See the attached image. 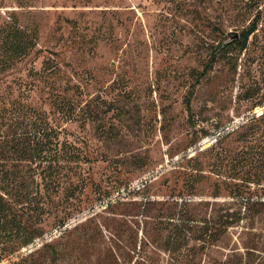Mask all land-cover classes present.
Instances as JSON below:
<instances>
[{
	"label": "rangeland",
	"instance_id": "rangeland-1",
	"mask_svg": "<svg viewBox=\"0 0 264 264\" xmlns=\"http://www.w3.org/2000/svg\"><path fill=\"white\" fill-rule=\"evenodd\" d=\"M0 149V264H264V0H0Z\"/></svg>",
	"mask_w": 264,
	"mask_h": 264
},
{
	"label": "trees",
	"instance_id": "trees-1",
	"mask_svg": "<svg viewBox=\"0 0 264 264\" xmlns=\"http://www.w3.org/2000/svg\"><path fill=\"white\" fill-rule=\"evenodd\" d=\"M256 23H254L247 31L243 32L242 35L239 36V38H237L236 40L230 41L228 43H225L223 45H221L219 47V49L217 50V52H222L224 50V48L226 46L231 45L232 43H238L241 40V37L244 38V40L242 41L241 45L238 47L240 48V50H244L247 47V42H248V38L249 36L256 30ZM15 37L19 38V35L15 33ZM22 39V38H19ZM15 51L18 50H22L23 48H25V43L23 44L22 42H16L15 43ZM21 48V49H20ZM208 66V65H207ZM210 66V64H209ZM208 67H206L207 69ZM205 69V70H206ZM194 91H191V94ZM188 107L190 109V99L188 100ZM14 150V151H13ZM13 154V160L15 161H27V160H32V161H37V160H47V158L45 157V155H43V149L39 148V147H35L31 150L24 148L23 146H21L20 144H13L12 145V151ZM6 150L4 149H0V167H1V172L3 171V167H4V163L2 161L7 160L6 157ZM9 191L7 190L5 192V194H8ZM10 207H8V205L5 203L4 201V196L2 194H0V212L3 213L2 215H5V213H7V211L9 210ZM9 223H12V221H10ZM8 222L2 221L0 222V228L3 226H8L9 224Z\"/></svg>",
	"mask_w": 264,
	"mask_h": 264
},
{
	"label": "built area",
	"instance_id": "built-area-1",
	"mask_svg": "<svg viewBox=\"0 0 264 264\" xmlns=\"http://www.w3.org/2000/svg\"><path fill=\"white\" fill-rule=\"evenodd\" d=\"M109 202H110L109 199H106V200L102 201V204H103V205H104V204L108 205Z\"/></svg>",
	"mask_w": 264,
	"mask_h": 264
},
{
	"label": "water",
	"instance_id": "water-1",
	"mask_svg": "<svg viewBox=\"0 0 264 264\" xmlns=\"http://www.w3.org/2000/svg\"><path fill=\"white\" fill-rule=\"evenodd\" d=\"M236 37H238V36H236Z\"/></svg>",
	"mask_w": 264,
	"mask_h": 264
}]
</instances>
